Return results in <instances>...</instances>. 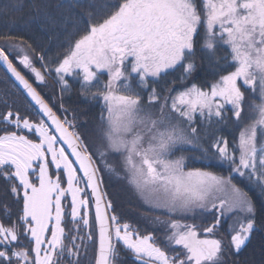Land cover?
Instances as JSON below:
<instances>
[{
    "label": "snow or ice",
    "instance_id": "snow-or-ice-1",
    "mask_svg": "<svg viewBox=\"0 0 264 264\" xmlns=\"http://www.w3.org/2000/svg\"><path fill=\"white\" fill-rule=\"evenodd\" d=\"M32 7L46 23L55 22L45 0ZM89 8L55 56L23 37L0 36V64L40 117L21 116L4 101L0 176L19 210L10 226L0 222V264H60L65 255L79 264L85 239L94 245V264H117L118 244L136 264H229L226 257L238 254L256 227V205L233 175L264 194V0H112ZM198 45L218 75L204 81L207 86L191 82ZM17 65L36 85L47 87L53 78L58 107ZM173 72L179 73L178 91L168 88L163 95L153 86L145 99L150 80ZM68 77L79 80L82 97L100 106L94 138L85 139L75 111L64 106ZM246 91L259 98L248 105L247 122ZM229 112L239 127L231 144L217 135ZM186 148L201 151L195 161L227 163L228 175L188 167ZM104 174L121 177L151 210L167 213L169 219L155 220L166 225L165 245L173 255L152 233L121 222L104 191ZM4 211L11 216L7 205ZM197 211L213 216L202 230L184 220ZM228 215L237 221L225 243L216 230ZM66 223L72 225L68 232ZM22 240L27 246H19Z\"/></svg>",
    "mask_w": 264,
    "mask_h": 264
},
{
    "label": "trees",
    "instance_id": "trees-1",
    "mask_svg": "<svg viewBox=\"0 0 264 264\" xmlns=\"http://www.w3.org/2000/svg\"><path fill=\"white\" fill-rule=\"evenodd\" d=\"M34 0H0V36L13 37L17 41L20 37H23L33 46L46 49L49 56H55L57 53H62L68 46L67 37L73 32L74 22L82 21L86 18V13L90 10L89 6L92 4L99 6H105L112 2V0H81L80 4H75V0H45L50 5L46 9L55 19V22H45L42 13L38 14L32 7ZM13 5H21L22 7L14 8ZM199 39V37L197 38ZM0 46H5V41L0 39ZM219 54V53H218ZM197 63V73L195 78L192 79V83L202 84L207 86L204 81L212 82L218 78V75H214L209 68L206 57L199 50L197 46V52L195 57ZM18 68L25 74V76L33 81L34 86L38 87L45 99L53 103L55 107L59 105V86L55 83L53 78L49 76L47 78L48 86L43 87L36 85L34 77L20 65ZM37 67L39 65L37 64ZM231 70V69H229ZM224 74V73H220ZM178 72H173L163 78L159 79L155 83L150 80V87L143 91L145 99L147 98L148 91L151 87H156L163 95H167L168 88H175L179 90ZM71 84V91L64 94L63 103L64 106L69 108L70 113L72 110L77 115L78 130L84 134L85 139H91L95 136V129L99 123L98 116L100 112L99 104L89 101L87 98L82 97L79 93V80L76 78L68 77ZM106 79V77H105ZM176 79L177 84H173L172 81ZM13 81L6 73V71L0 65V114L7 111L4 101H7L9 105L13 106V111L19 110L21 116H28L32 120L39 119L37 115L33 114L28 109L27 104L29 100L23 94V92L17 91L13 87ZM133 87H138V82L133 84ZM94 90V89H93ZM175 95V92L172 93ZM51 98V99H50ZM255 100L259 102L258 96H252L246 91L245 100V122L249 119L248 105ZM71 118V115H70ZM227 123L222 124L219 127L217 135H223L228 140L233 141L239 135V127L231 118V113L226 115ZM198 128H202V125H194ZM206 146V145H205ZM181 155L180 151H176L174 156ZM183 155L188 157V167H207L209 170L216 171L225 176L228 175L230 167L227 163L221 164L217 161L208 162L195 161L193 158L202 155L201 151L186 148ZM120 171L119 168H117ZM123 174L121 173V176ZM233 182L240 188L249 193L253 202L256 205V227L251 234V238L247 245L235 255L226 257L229 264H264V194H261L258 189L247 180L246 177H240L239 175H233ZM104 191L107 193L108 199H110L114 205L116 214L121 218V222H128L138 229L140 233H152L153 236L161 243V246L166 248L169 255H173V251L165 245L166 225L157 223L155 217L159 216L161 220L169 219L167 213L162 211H153L146 205L138 195L130 188L127 182L114 174H104ZM7 205L8 211L11 216L7 215L4 211V206ZM18 207L14 203L13 197L9 192V182L0 176V221L4 223H11L15 221V214L18 212ZM171 219H182L180 216H173ZM187 223H194L199 226H208L213 221V216L208 213H202L197 211L194 215H189L184 218ZM237 217L235 215H228L222 218L221 225L216 230L217 237H224L225 243L230 238V226L235 225ZM72 225L65 224V230H68ZM75 233H70L69 239L65 240V244L70 246V236ZM80 235H84L82 231ZM79 243V241H77ZM27 246V243H24ZM87 245V251L85 252L82 247L79 255V264H94V245L89 243L85 239ZM119 251H122V247L118 244ZM179 251V248L176 249ZM60 264H69L67 255L61 260ZM118 264V262H117Z\"/></svg>",
    "mask_w": 264,
    "mask_h": 264
},
{
    "label": "flooded vegetation",
    "instance_id": "flooded-vegetation-1",
    "mask_svg": "<svg viewBox=\"0 0 264 264\" xmlns=\"http://www.w3.org/2000/svg\"><path fill=\"white\" fill-rule=\"evenodd\" d=\"M69 219V218H68ZM2 222V221H0ZM4 223V222H2ZM5 226H10V223H4ZM67 225H71L70 223H66ZM27 243V241H24L22 240L21 243H20V247H24L26 246L24 243ZM117 249H118V246H117ZM119 251V249H118ZM119 254H120V257H119V260L117 261L118 264H136V262L134 261L133 257H132V254L130 252H127V251H124L122 249V251H119Z\"/></svg>",
    "mask_w": 264,
    "mask_h": 264
},
{
    "label": "rangeland",
    "instance_id": "rangeland-1",
    "mask_svg": "<svg viewBox=\"0 0 264 264\" xmlns=\"http://www.w3.org/2000/svg\"><path fill=\"white\" fill-rule=\"evenodd\" d=\"M38 119H36V120H33V121H37ZM27 134V133H26ZM30 135V134H29ZM30 138H33V139H35V137L34 136H31L30 135ZM65 186H66V184H65ZM70 199V198H69ZM66 203V202H65ZM70 219V218H69ZM206 226V225H205ZM205 226H200L201 227V230H202V228L203 227H205ZM231 226H232V224H231ZM233 226H236V224L235 225H233ZM142 234V233H141ZM146 234H148V233H145V234H142V235H146ZM216 238H219V237H217L216 236ZM156 242L161 246V243L156 239ZM162 247V246H161ZM163 248H165L164 246H163ZM165 251H166V248H165Z\"/></svg>",
    "mask_w": 264,
    "mask_h": 264
},
{
    "label": "water",
    "instance_id": "water-1",
    "mask_svg": "<svg viewBox=\"0 0 264 264\" xmlns=\"http://www.w3.org/2000/svg\"><path fill=\"white\" fill-rule=\"evenodd\" d=\"M1 65V67L6 71V68L2 65V64H0ZM6 73L9 75V77L12 79V81L14 82V78H12L11 77V75L6 71ZM21 91L23 92V90L21 89ZM23 94L26 96V94L23 92ZM27 98V97H26ZM28 100H29V98H27Z\"/></svg>",
    "mask_w": 264,
    "mask_h": 264
}]
</instances>
